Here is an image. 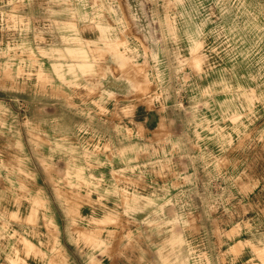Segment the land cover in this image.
I'll return each mask as SVG.
<instances>
[{
  "label": "rangeland",
  "instance_id": "1",
  "mask_svg": "<svg viewBox=\"0 0 264 264\" xmlns=\"http://www.w3.org/2000/svg\"><path fill=\"white\" fill-rule=\"evenodd\" d=\"M0 264H264V0H0Z\"/></svg>",
  "mask_w": 264,
  "mask_h": 264
},
{
  "label": "crops",
  "instance_id": "2",
  "mask_svg": "<svg viewBox=\"0 0 264 264\" xmlns=\"http://www.w3.org/2000/svg\"><path fill=\"white\" fill-rule=\"evenodd\" d=\"M116 81H117V80H116ZM123 83H125V82H123ZM123 83L114 82L113 85H112L111 87H112V88L114 87V88L117 89V90H121V89H122V85H123ZM123 86H124V85H123ZM131 230H133V231L137 230V228L135 227V225H132V226H131ZM69 243H71V242H64V245L66 246V249H67V245H68ZM76 249H77V248H76ZM77 253H81V252H80V249L77 250ZM129 254H131V256H135V251H134V250L129 251ZM80 255H81L82 260L85 261V259H84V254L81 253Z\"/></svg>",
  "mask_w": 264,
  "mask_h": 264
}]
</instances>
